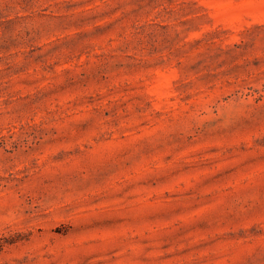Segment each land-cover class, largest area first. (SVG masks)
I'll return each mask as SVG.
<instances>
[{
  "label": "rangeland",
  "instance_id": "obj_1",
  "mask_svg": "<svg viewBox=\"0 0 264 264\" xmlns=\"http://www.w3.org/2000/svg\"><path fill=\"white\" fill-rule=\"evenodd\" d=\"M0 264H264V0H0Z\"/></svg>",
  "mask_w": 264,
  "mask_h": 264
}]
</instances>
